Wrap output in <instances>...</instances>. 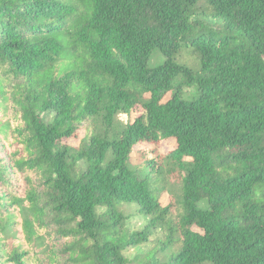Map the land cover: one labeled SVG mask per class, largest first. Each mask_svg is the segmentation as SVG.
I'll use <instances>...</instances> for the list:
<instances>
[{"label":"trees","instance_id":"obj_1","mask_svg":"<svg viewBox=\"0 0 264 264\" xmlns=\"http://www.w3.org/2000/svg\"><path fill=\"white\" fill-rule=\"evenodd\" d=\"M0 264H264V0H0Z\"/></svg>","mask_w":264,"mask_h":264},{"label":"rangeland","instance_id":"obj_2","mask_svg":"<svg viewBox=\"0 0 264 264\" xmlns=\"http://www.w3.org/2000/svg\"><path fill=\"white\" fill-rule=\"evenodd\" d=\"M162 59V56L156 52L153 54L150 64H156L160 62ZM178 61L185 62L188 65H191L195 67L194 60L190 56V54L186 52H182L177 57ZM135 113H138V111H135ZM127 117L124 114H119L116 125L117 128L121 127L124 122H126ZM85 128H90L87 126H84ZM97 131H99L97 129ZM84 132L86 133V130H78L76 134L71 136L67 139V142L71 145H77L80 141V139L83 137ZM173 145V142H163L159 146H150L151 148L154 147L151 151L149 149L148 151H141L140 149L144 147H138L134 149L129 158V166L131 169L134 170H148V165L145 159H147V154H155L159 160L161 161L158 167V172H155L151 176V181L155 183V185L158 187L159 190V196H161V201L163 203H170L172 207V215L177 216L180 211V188H181V180L179 176L178 170L173 166L171 161H169L166 156H164V151ZM109 153L107 154L108 158ZM120 209L124 212L125 215H127L126 224L130 230H139L143 228L145 223L147 222V218L143 215L137 213L136 207L134 205H127V204H121ZM161 236V233L159 231H156L154 233L153 238ZM155 241L151 239L149 242H145L141 245H139L136 248H129L126 252V255L130 258L134 256L137 253H143L147 251L148 249L152 248L154 246Z\"/></svg>","mask_w":264,"mask_h":264}]
</instances>
